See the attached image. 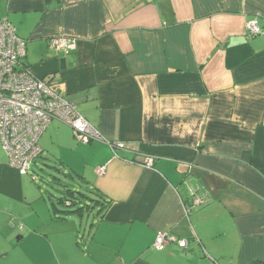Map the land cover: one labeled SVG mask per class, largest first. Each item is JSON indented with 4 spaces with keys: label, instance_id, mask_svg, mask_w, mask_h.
<instances>
[{
    "label": "crops",
    "instance_id": "obj_1",
    "mask_svg": "<svg viewBox=\"0 0 264 264\" xmlns=\"http://www.w3.org/2000/svg\"><path fill=\"white\" fill-rule=\"evenodd\" d=\"M255 16L264 0H0L23 61L102 135L84 143L54 120L41 156L110 201L86 228L70 221L78 212L40 221L25 174L0 158V264H264ZM58 37L75 46L55 50ZM186 179L206 205L191 206ZM160 230L188 249H154Z\"/></svg>",
    "mask_w": 264,
    "mask_h": 264
},
{
    "label": "built area",
    "instance_id": "obj_2",
    "mask_svg": "<svg viewBox=\"0 0 264 264\" xmlns=\"http://www.w3.org/2000/svg\"><path fill=\"white\" fill-rule=\"evenodd\" d=\"M247 33L263 36L264 16L252 18L247 23ZM74 46L75 42L67 37L52 40V47L57 51H67ZM25 56L26 41L7 19H0V144L9 165L21 174L29 173L32 163L41 157L43 148L40 138L54 120L69 125L81 142L102 140L100 131L79 112L74 103L54 90L48 79L34 73L23 61ZM152 163L151 157L145 160L147 166ZM104 169L98 172L102 173ZM185 184L192 207L207 204V194L199 184H192L188 179ZM170 243H176L182 249L189 246V240L160 230L153 247L162 251Z\"/></svg>",
    "mask_w": 264,
    "mask_h": 264
},
{
    "label": "rangeland",
    "instance_id": "obj_3",
    "mask_svg": "<svg viewBox=\"0 0 264 264\" xmlns=\"http://www.w3.org/2000/svg\"><path fill=\"white\" fill-rule=\"evenodd\" d=\"M6 157L0 144V158ZM24 178L26 185L35 193L36 201L32 205L38 211L40 221L48 222L55 215L64 216L68 210H77L78 216H71L70 221L77 222L83 228L89 227L96 220L98 208H93L89 200V197H96L95 194L72 171L62 167L52 157H38ZM67 188L74 193L67 192ZM64 197L74 201V204L69 206L71 201L62 202L61 198ZM54 206L60 212H54Z\"/></svg>",
    "mask_w": 264,
    "mask_h": 264
},
{
    "label": "trees",
    "instance_id": "obj_4",
    "mask_svg": "<svg viewBox=\"0 0 264 264\" xmlns=\"http://www.w3.org/2000/svg\"><path fill=\"white\" fill-rule=\"evenodd\" d=\"M92 193L95 194L96 197H89V200L92 202V207H99L98 208V212L101 213L102 211H104L105 208L108 207V205L110 204V201H107L102 195H99L97 192L95 193L93 190H90ZM67 192H70L71 194L74 193V191L70 190L69 188H67ZM62 202H67V201H71L68 203L69 206H72L74 204V201L68 199V198H61ZM77 210H68V212H76Z\"/></svg>",
    "mask_w": 264,
    "mask_h": 264
}]
</instances>
